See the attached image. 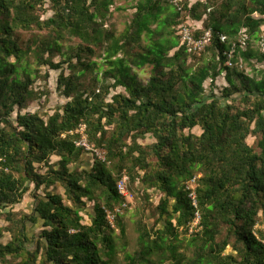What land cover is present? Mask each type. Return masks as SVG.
<instances>
[{
    "label": "trees",
    "instance_id": "trees-1",
    "mask_svg": "<svg viewBox=\"0 0 264 264\" xmlns=\"http://www.w3.org/2000/svg\"><path fill=\"white\" fill-rule=\"evenodd\" d=\"M117 1L0 0V264H264V0H125L135 12L121 33ZM184 22L196 37L212 32L201 55L181 44ZM41 67L61 70L67 102L52 114L23 113L44 95L34 88ZM146 67L144 85L135 69ZM222 76L221 95L206 99L205 83ZM82 125L106 161L89 156L83 167ZM148 136L154 142L143 145ZM125 174L155 223L139 219L137 250L120 258L123 214L118 237L104 207L128 202L118 190ZM195 176L198 208L186 190ZM26 195L33 210H15ZM197 212L201 224L190 233Z\"/></svg>",
    "mask_w": 264,
    "mask_h": 264
},
{
    "label": "rangeland",
    "instance_id": "rangeland-1",
    "mask_svg": "<svg viewBox=\"0 0 264 264\" xmlns=\"http://www.w3.org/2000/svg\"><path fill=\"white\" fill-rule=\"evenodd\" d=\"M197 0H191V3L196 2ZM135 5V2L133 1H125V0H118L117 3L112 7L113 13H114V21L117 25L118 33H121L125 30L127 24L130 22L131 17L133 13L135 12V9L133 6ZM51 13H49V16ZM199 26H202V24H198ZM264 29V28H263ZM264 35V33H263ZM30 35H25V38H29ZM255 50H259V44L255 43ZM59 60V59H58ZM96 61L100 64L102 67L103 61L102 59L97 58ZM255 63V62H253ZM190 65L192 67H196L197 63L195 60L190 61ZM256 65V63H255ZM66 69V74L68 75L70 71L67 69V66H64ZM243 68L247 75L252 76L254 74L253 68L250 64L243 62ZM257 69H262L263 66L261 65H256ZM31 69H37V65L35 63V60H31ZM104 68L98 70L99 76L101 77L102 75V70ZM41 78H39L35 85L34 88L37 92H43L44 95L41 98V100L34 102L28 109L24 110L23 113L25 112H42V113H50L52 114L53 111L57 108L62 106L64 103L67 102V100L61 95L60 91L57 88V81L58 77L61 73V70H51L48 67H41L39 68ZM135 72L138 76V79L145 85L149 81L151 77V68L146 67L142 70L135 69ZM34 75H36L34 73ZM227 86V83L225 81L224 76L220 77L217 79L214 85H212V82L208 80L205 83V88H206V93H205V98L209 99L211 96V93L213 91L214 94L216 95H221L223 88ZM124 91L122 88H119L117 92ZM196 134H201V129L196 128L194 130ZM154 139L151 136H148L146 140L141 141L143 145H148L150 143H153ZM250 145L255 146L256 144V138L255 137H250L248 140ZM89 154H86L84 157L86 161L85 163L89 162ZM88 158V159H87ZM60 158L57 156L52 157V162H57ZM83 163V167H86V164ZM39 167V166H37ZM43 172L46 171V168L42 170ZM52 190V189H51ZM56 193H59L61 195H64V189L61 187H58L57 189L54 190ZM131 199L128 200L129 206L126 209V211L122 215V221L124 224V227L126 229V234L125 236L122 237L120 233V229L116 228V235L118 237H122L123 239H117L118 241V247H119V257L123 258L126 253H134L137 250V239H138V233H137V221L141 218H144V221L149 225V227H153L155 223V218L151 214V210L148 209L145 205L144 202L142 201L141 195L136 192V191H131ZM152 194V199L151 201L153 202L154 205H157L159 203V200L161 198V194L158 191H151ZM40 195L42 197L45 196V190H41ZM34 206V200L29 196L26 195L24 198V201L22 204L17 205L15 207V210H24L26 212H31L33 210ZM89 213L91 214L93 212V205L90 204V209L88 210ZM85 223H90L91 220L89 218V214L87 213H82ZM7 225L6 222L3 220H0V227H3ZM40 224L36 225L35 227H32L31 224H29V231L30 235H33L35 233H39L40 231ZM161 226V225H160ZM261 228H264V226H259ZM260 229V228H259ZM10 240V235L6 234L4 238V243H7ZM126 245V248L124 247ZM125 248V249H124ZM189 254V252H188Z\"/></svg>",
    "mask_w": 264,
    "mask_h": 264
},
{
    "label": "built area",
    "instance_id": "built-area-1",
    "mask_svg": "<svg viewBox=\"0 0 264 264\" xmlns=\"http://www.w3.org/2000/svg\"><path fill=\"white\" fill-rule=\"evenodd\" d=\"M175 2L177 3V0ZM194 32H195L194 27L189 22L181 23L178 27V34L181 38V44L187 47L189 53L194 55H201L207 49V47L210 45L212 41V32L207 31L200 37H196ZM226 40H227L226 36L222 35L221 41L226 42ZM248 40H249V36L242 33V36L239 39L240 48L245 50L247 48ZM260 48L262 53H264V36L260 43ZM236 51H237V45H234L233 49L229 53L227 66L231 67L233 65L232 59L234 58ZM240 66L242 67V65ZM85 131H86L85 125L80 126V128L77 130L76 133L80 135V138L75 142L76 146L79 148H83L85 152L92 155L94 158L101 160L103 162L106 161V153L104 152V150L97 149L94 146L90 145ZM199 177L200 176H195L186 183V190L189 192V198L191 200L192 205L195 208H198V198H197L196 188L198 185L197 181ZM128 183H129V177L127 174H125L118 183V190L124 197H126L129 200L131 199V194L128 189ZM128 206H129V202H125L122 205L116 206L111 209L104 207L107 221L112 228L115 229L117 228L116 223L118 217L126 211ZM200 224H201V215L199 212H197L194 221L189 227L190 233H193L196 229H198Z\"/></svg>",
    "mask_w": 264,
    "mask_h": 264
},
{
    "label": "crops",
    "instance_id": "crops-1",
    "mask_svg": "<svg viewBox=\"0 0 264 264\" xmlns=\"http://www.w3.org/2000/svg\"><path fill=\"white\" fill-rule=\"evenodd\" d=\"M88 159V158H87ZM84 161H86V160H84ZM85 163V162H84ZM86 164V167L87 166H89V164H90V161L89 162H87V163H85Z\"/></svg>",
    "mask_w": 264,
    "mask_h": 264
}]
</instances>
